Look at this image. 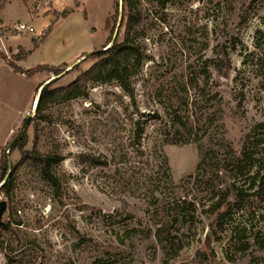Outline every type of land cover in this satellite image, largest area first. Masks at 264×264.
<instances>
[{
  "label": "rangeland",
  "instance_id": "1",
  "mask_svg": "<svg viewBox=\"0 0 264 264\" xmlns=\"http://www.w3.org/2000/svg\"><path fill=\"white\" fill-rule=\"evenodd\" d=\"M114 1L0 0V136L16 135L34 117L31 103L47 76L53 87L64 86L95 63ZM161 1L140 4L134 37L144 59L131 75L132 98L114 82L89 83L85 97L53 107L48 123L26 126V150L36 131L39 150L63 158L53 168L58 191L33 164L12 171L20 155L8 138L5 180L13 187L8 197L0 192V264H264V0ZM120 16L118 0L114 33ZM21 23L34 33L17 31ZM15 44L21 48L11 58ZM17 61L27 70L63 71L25 76L7 64ZM176 107L193 127L175 138L199 140L203 158L198 143L161 146L173 134L167 112ZM244 145L252 156L240 163ZM149 175L154 184L162 177L158 203L148 195ZM171 216L173 245L163 250L154 233Z\"/></svg>",
  "mask_w": 264,
  "mask_h": 264
},
{
  "label": "trees",
  "instance_id": "2",
  "mask_svg": "<svg viewBox=\"0 0 264 264\" xmlns=\"http://www.w3.org/2000/svg\"><path fill=\"white\" fill-rule=\"evenodd\" d=\"M152 0H121V16H120V25L116 32V37L112 43V45L104 51H98L93 53V56L96 58L95 63H93L86 71L80 73L72 82L66 84L64 86L53 87V83L55 79L51 80L47 84H41L38 86L36 90V95L38 94L36 100H34V117L30 120L28 125L33 123L34 127L37 128L36 123H48L51 119L52 113L51 110L53 107L63 104L67 101H70L75 98L85 97L87 92V86L89 83H111L114 82L117 87H119L129 98L133 97V83H132V73L135 69H137L142 63L144 56L141 50L140 45L136 41L134 35L136 28L140 25L143 17V11L140 8L141 2L147 3ZM169 0H162L160 2V6L164 7L165 3ZM115 9L118 7V0H115ZM116 10L114 15H110L107 18L105 24V30L109 31V36L106 40V46L112 41V35L114 33V28L111 26V19L116 16ZM111 27V28H110ZM122 28V31H121ZM46 36V35H45ZM44 36V37H45ZM227 56V53L224 54ZM4 60V59H3ZM211 60H205L206 64H209ZM9 64L14 71L21 72L25 76H30L34 71H44L48 70V72L52 73L54 76L59 75L63 70H60L56 67H47V66H38L34 69L22 71L18 67L13 64ZM209 77V76H208ZM185 103L186 107L190 106V103ZM167 116L170 123V130H172L173 134L170 135L165 134L166 136L161 140V146L163 145H177V144H190V143H198V152L199 156L202 157L204 154V150L199 140H191L189 138H178L175 137L178 135V131L187 130L189 131L192 128L193 123L190 121V115L186 117L184 120L180 116V112L178 108H172L170 112H167ZM208 119V118H207ZM36 130V129H35ZM191 130V129H190ZM143 130L137 129L136 136L141 135ZM18 134V133H17ZM14 135L11 139V142L17 136ZM250 135L246 136V141L249 139ZM37 133L35 131L32 147L30 150H26L25 147L28 142L27 133L24 132L11 146L10 150H17L20 155V160L12 171L19 166H22L26 163H30L35 165L39 169V176L46 181L49 186L54 190L58 191L60 188V182L58 178L53 173L54 166L58 165L62 162L63 158L61 156L50 153V152H41L38 148V140ZM10 142V143H11ZM6 146L1 150V158L0 161L3 162V171L0 176V183H3L0 192L4 194V196L8 197L10 195L11 189L13 187V182L11 179L5 180V176L7 174V170L10 169L7 164L6 159ZM159 160L161 161V167L163 169L162 175L165 183H171V175L169 172V166L167 162V157L159 154ZM252 153L247 149V145H244L241 152V159H237V162L243 163L246 161H250ZM203 158V157H202ZM203 159L199 162V166L203 165ZM152 176L149 175L148 182H146V188L148 191V195L155 203L159 202V198L157 193L160 192V180L154 184V181L151 180ZM261 180V179H260ZM259 180H256L255 183H258ZM262 181H264V176L262 177ZM260 191L264 194V182H261ZM237 198H241V194H236ZM225 203V199L218 201L212 208L211 213L214 214L217 212L222 205ZM234 204L230 205L228 209L224 212H221L217 215L218 225L222 224L225 218L230 213ZM176 219L171 216L167 222L164 224H160L157 226L154 236L157 242L160 244L163 250H167L168 247H172L173 242L170 237V231L168 230L171 227L172 223H174ZM167 230V231H165ZM6 232V230L0 228V237L1 234ZM133 231L125 233V237L130 239L132 237ZM180 250L178 246L175 250V254H177ZM166 255L168 252L166 251ZM107 259L99 258L94 264H107Z\"/></svg>",
  "mask_w": 264,
  "mask_h": 264
},
{
  "label": "crops",
  "instance_id": "3",
  "mask_svg": "<svg viewBox=\"0 0 264 264\" xmlns=\"http://www.w3.org/2000/svg\"><path fill=\"white\" fill-rule=\"evenodd\" d=\"M0 45L2 46V48H4V49H6L5 48V45H4V43H3V41L0 39ZM19 48H21L20 47V45L19 46H17L16 44L14 45V47L12 48V51H11V53H10V57L12 58V57H14L15 58V56L17 55L16 53L18 52V50H19ZM26 52V51H25ZM4 53H7V52H5V50H4ZM78 59V58H77ZM24 61V60H23ZM23 61H17V63H16V65L22 70V71H27V69H25V68H23V67H20V65L22 64V62ZM3 62H5L4 60H3ZM2 62V63H3ZM1 63V64H2ZM74 63H75V61H74ZM73 63V64H74ZM72 64V65H73ZM69 69V68H68ZM24 75V74H23ZM49 80V77L47 76L41 83H39L38 85H37V88H38V86L39 85H41V84H46V83H48L47 81ZM50 82V81H49ZM36 98H37V96H36V93H35V95H34V97H33V100H32V103H31V108H32V105H33V103H34V100H36ZM11 132V135H9V133L6 135V136H0V143L2 142V144H4V145H1V149H2V146H6V144L8 143V138L9 139H12V137L14 136L13 135V130H11L10 131ZM1 149H0V151H1Z\"/></svg>",
  "mask_w": 264,
  "mask_h": 264
},
{
  "label": "water",
  "instance_id": "4",
  "mask_svg": "<svg viewBox=\"0 0 264 264\" xmlns=\"http://www.w3.org/2000/svg\"><path fill=\"white\" fill-rule=\"evenodd\" d=\"M115 37H116V31H115V33H114V37L112 38V41L106 46V48H103V49H101L100 51H104V50H106L107 48H109L111 45H112V43H113V41H114V39H115ZM88 55V54H87ZM87 55H85V56H83V59L87 56ZM31 118H32V116H28L26 119H25V121L23 122V124H22V126H21V128H20V130H19V132H18V134H17V136L15 137V139L9 144V147H11L12 145H13V143L25 132V129H26V126L28 125V123L30 122V120H31ZM6 159H7V164H8V166L10 167V161H9V159L7 158V156H6ZM4 210H5V202L4 201H1L0 202V228H2V229H4V230H6V227H5V224L3 223V221H2V215H3V213H4Z\"/></svg>",
  "mask_w": 264,
  "mask_h": 264
},
{
  "label": "built area",
  "instance_id": "5",
  "mask_svg": "<svg viewBox=\"0 0 264 264\" xmlns=\"http://www.w3.org/2000/svg\"><path fill=\"white\" fill-rule=\"evenodd\" d=\"M15 29L23 34H33L34 33V28L31 24L21 23Z\"/></svg>",
  "mask_w": 264,
  "mask_h": 264
},
{
  "label": "bare ground",
  "instance_id": "6",
  "mask_svg": "<svg viewBox=\"0 0 264 264\" xmlns=\"http://www.w3.org/2000/svg\"><path fill=\"white\" fill-rule=\"evenodd\" d=\"M82 59H83V58H81L78 62H80ZM69 69H71V68H69ZM69 69H68V70H69ZM34 103H35V102H34ZM34 103H33V105H32V108L34 107Z\"/></svg>",
  "mask_w": 264,
  "mask_h": 264
}]
</instances>
